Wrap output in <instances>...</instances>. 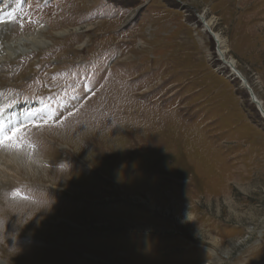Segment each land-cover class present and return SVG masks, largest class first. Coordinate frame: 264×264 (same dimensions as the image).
I'll return each instance as SVG.
<instances>
[{
	"label": "rangeland",
	"instance_id": "374dc122",
	"mask_svg": "<svg viewBox=\"0 0 264 264\" xmlns=\"http://www.w3.org/2000/svg\"><path fill=\"white\" fill-rule=\"evenodd\" d=\"M8 4L51 45L0 68V264H206L264 219V0Z\"/></svg>",
	"mask_w": 264,
	"mask_h": 264
},
{
	"label": "bare ground",
	"instance_id": "6f19581e",
	"mask_svg": "<svg viewBox=\"0 0 264 264\" xmlns=\"http://www.w3.org/2000/svg\"><path fill=\"white\" fill-rule=\"evenodd\" d=\"M15 9L16 8L9 6V4L0 7V68L10 65L14 63L15 61H17L18 59L31 56L35 52L46 50L51 45V41H49L46 37L47 28L46 27L44 28V26L42 25H39V26L36 25L34 28H32L33 30L28 33H22V34L15 33L14 34L13 33V29H14L13 21L15 17L13 16L15 14ZM209 25L210 24L208 22L204 23V26L206 27H208ZM78 30L79 28L74 27V29H72L71 31H74L75 33ZM67 33H68L67 30L66 31H55V32H52V36L57 37L63 34L65 35ZM212 37L215 38V35H213ZM217 40L220 41L219 38ZM219 51H220L219 55L221 59L223 57V60H226L225 56H223L225 52L221 49ZM226 62H229V61H226ZM230 71L233 72V68L230 69ZM242 86L245 88V85L243 82H242ZM257 105L258 107H261L259 103ZM261 112L263 113V116H264L263 110H261ZM19 113H20V110L18 112L12 111L10 113L2 114L0 116V139L5 137L8 131H11L10 129L14 126L15 122L16 124L26 123L27 118L19 115ZM10 146H11L10 141H7L4 144L0 145V173H1L0 174V190L4 186V184L8 181V178L3 175L6 165L7 163H11L15 160V153L11 152L8 154V152H10L8 150ZM0 199H2L1 196H0Z\"/></svg>",
	"mask_w": 264,
	"mask_h": 264
},
{
	"label": "built area",
	"instance_id": "2783aa9c",
	"mask_svg": "<svg viewBox=\"0 0 264 264\" xmlns=\"http://www.w3.org/2000/svg\"><path fill=\"white\" fill-rule=\"evenodd\" d=\"M264 215V214H263ZM264 217V216H263ZM263 220V221H262ZM262 221V222H261ZM264 236V219L259 218L256 224L247 223L243 229V235L240 238L231 239L229 242L223 243L224 248L219 253L218 257L209 259L206 264H213V260L221 258L222 262H228L233 260V258L239 257L244 249L248 247V244L251 242H259ZM222 245V246H223Z\"/></svg>",
	"mask_w": 264,
	"mask_h": 264
},
{
	"label": "snow or ice",
	"instance_id": "6c2138e0",
	"mask_svg": "<svg viewBox=\"0 0 264 264\" xmlns=\"http://www.w3.org/2000/svg\"><path fill=\"white\" fill-rule=\"evenodd\" d=\"M36 127H39L40 125H35ZM22 129L20 128V127H17V128H15V129H13V131L10 133V134H8V135H6L5 137H3L2 139H0V145H2V144H4L5 142H7V141H12V140H14V139H16L17 138V136H18V133L21 131Z\"/></svg>",
	"mask_w": 264,
	"mask_h": 264
},
{
	"label": "water",
	"instance_id": "95a60500",
	"mask_svg": "<svg viewBox=\"0 0 264 264\" xmlns=\"http://www.w3.org/2000/svg\"><path fill=\"white\" fill-rule=\"evenodd\" d=\"M210 33V32H209ZM211 34V33H210ZM224 61V60H223ZM236 73V72H235ZM237 76H238V74H236ZM240 77V76H239ZM241 80H242V78H241ZM241 82H243L244 83V85H245V89L247 90V92H248V94H249V97H250V99H251V102L253 103V104H255L256 105V107H257V110L259 111V113L261 114V112H260V109L258 108V101H256L255 100V98H254V96H253V93H252V91H251V89L246 85V83L244 82V80L243 81H241ZM260 104V103H259ZM261 105V104H260Z\"/></svg>",
	"mask_w": 264,
	"mask_h": 264
},
{
	"label": "crops",
	"instance_id": "0c3cea01",
	"mask_svg": "<svg viewBox=\"0 0 264 264\" xmlns=\"http://www.w3.org/2000/svg\"><path fill=\"white\" fill-rule=\"evenodd\" d=\"M197 251H199L198 249H197ZM201 254H203V256H205V254L204 253H206V251H204L203 249H201V251H199ZM204 252V253H203ZM201 262V260L198 262V263H200Z\"/></svg>",
	"mask_w": 264,
	"mask_h": 264
}]
</instances>
